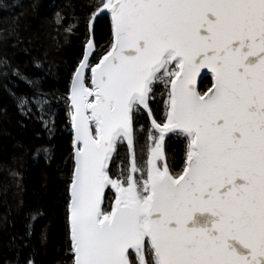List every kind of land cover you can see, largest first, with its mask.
Returning a JSON list of instances; mask_svg holds the SVG:
<instances>
[{"label":"snow or ice","instance_id":"1","mask_svg":"<svg viewBox=\"0 0 264 264\" xmlns=\"http://www.w3.org/2000/svg\"><path fill=\"white\" fill-rule=\"evenodd\" d=\"M84 6L83 30L79 18L71 23L60 12L57 27L29 36L19 17L0 29V41H14L10 47L40 73H26L14 54L0 53V76L29 88L10 92L19 115L35 118L51 137L55 110L66 111L68 264H264V0ZM106 20L104 45L97 29ZM74 39L80 53L61 77L54 69L67 62L53 54ZM49 77L65 79V89L46 88ZM157 100L161 120L151 107ZM145 113L146 143L137 148V132L145 130L136 117ZM173 137L184 142L178 170L166 152ZM37 158L50 159V148L34 146ZM43 215L29 213L24 236L10 237L17 259L7 264H36L29 238ZM8 225L0 217V233ZM47 241L42 230L41 244ZM22 248L32 249L23 262Z\"/></svg>","mask_w":264,"mask_h":264},{"label":"trees","instance_id":"2","mask_svg":"<svg viewBox=\"0 0 264 264\" xmlns=\"http://www.w3.org/2000/svg\"><path fill=\"white\" fill-rule=\"evenodd\" d=\"M85 0H0V29H8L19 17L24 36L32 31L46 30L48 24L52 28L56 14L60 12L66 20L75 23L80 19L83 30L84 13L88 11ZM110 22L103 21L97 29V40L106 45L109 38ZM6 34V33H5ZM14 41H0V53L14 54L23 71L32 75L40 73L32 68L28 57L17 49L10 47ZM81 41L74 39L65 45L60 53H54L56 60L63 59L58 71L61 77L67 75L70 66L80 53ZM208 80L201 87L207 86ZM46 88L57 87L62 91L66 87L65 79L49 77L45 81ZM29 92L28 86L17 77L0 76V217H7L9 225L0 233V264L17 259V251L9 247L11 236H24L29 221V213L40 209L43 216L33 222V234L29 238L31 245L38 250L34 257L36 264H68L67 238L65 222L64 192L72 165L71 131L66 111L63 107L55 110L56 128L54 134L48 133L35 118L28 120L20 116L16 108V100L10 95ZM158 120L163 119V105L159 100L151 105ZM138 131L136 145L146 143V130L150 125L146 113L136 117ZM23 123L24 127H21ZM39 134V137L38 135ZM44 144L50 148V159H33L34 146ZM184 142L173 137L166 143L170 165L178 167L183 159ZM122 156L126 148H121ZM16 173V175H13ZM42 230H46L48 241L41 244ZM21 241L17 240V244ZM31 248H22L19 252L21 262L28 257Z\"/></svg>","mask_w":264,"mask_h":264}]
</instances>
